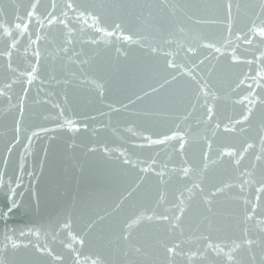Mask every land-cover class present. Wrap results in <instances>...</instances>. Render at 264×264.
<instances>
[{
	"label": "water",
	"instance_id": "95a60500",
	"mask_svg": "<svg viewBox=\"0 0 264 264\" xmlns=\"http://www.w3.org/2000/svg\"><path fill=\"white\" fill-rule=\"evenodd\" d=\"M64 2L56 0L58 13ZM78 2L90 7L80 20L69 12L68 27L73 29V43L69 46L66 43L69 37L63 25H47L50 0H40L37 9V15L45 21L44 27L37 23L35 17L29 20L26 16L33 0H0V8L3 9L0 24L12 28L13 36L19 40V51L14 50L12 57L13 67L18 72L35 63L32 51L37 45L30 44L29 33L39 32L45 37L40 41L42 56L38 78L27 85L22 77L20 83L13 85L10 102L0 97V177H3L0 182V214L8 212L13 200L17 203L7 216L0 215V258L7 260L8 264H22L25 260L31 264H226L223 253L217 255L207 245H219L224 251H229L233 241L240 242L244 231L250 237H259L261 233L256 221L264 219V193L255 192L257 185L241 192L230 164L210 163L216 155L217 146L231 144L239 148L245 139L255 141V151H259L260 122L264 119V109L259 105L255 107L251 124L245 126L244 132H239V125L236 126L237 133L223 132L224 124L240 118L247 104L236 101L248 94L247 85L253 83L248 79L236 88L237 77L241 72L255 76L264 69V63L255 59L259 55L258 47H264V38L252 36L249 32L253 45L236 41V35L247 32L253 21L259 25L264 19H257L258 7L255 10L249 7L258 5L259 0H233L234 4L240 5V9L237 11L233 7L232 10L231 39L234 44H239L235 48L237 56L241 60H253L252 64L241 63L231 70L233 46H229L223 56L205 48H199L195 56L189 54V62L195 61L196 64L208 57L197 71L222 97L216 101L221 130L218 144H214L213 152L209 153V179L204 187L207 191L212 184L225 182L233 186L216 199L211 213L207 212L201 195H195L188 201L191 206L183 218L182 234L166 230L157 221L142 220L133 226L128 240L121 238L129 231L128 223L142 211L151 215L158 195H164L165 201L161 208L156 209L157 212L162 211L164 204L171 207L177 203L180 191L187 199L188 193L183 185L187 183L191 187L189 178L174 174L171 169H179L185 159L189 164L199 163V152L206 151L201 137L207 133L199 120L203 109L197 105V111L187 120L183 119L191 101L190 90L183 87L185 78L181 77L180 84L175 87L165 85L150 97L136 99L137 95L143 96V89L151 91L148 85L159 88L167 75L163 70L165 58L152 53L150 46L175 51L174 43L169 45L163 41L182 39L184 34L179 33L181 27L189 39L198 34L208 38L228 37V21L223 9L218 12L211 7L223 0ZM93 16L99 19L101 27L109 31H115L113 22L120 23L124 34H133L140 44H129L119 32L105 37L102 32L90 27ZM201 17L220 22L197 24L196 19ZM16 23H28V33L19 35V30L14 29ZM0 36H3L2 31ZM105 39L110 43L105 44ZM3 47L4 40L0 39V49ZM61 47H68L69 51H61ZM25 48L28 49L27 54ZM117 49L121 51L117 52ZM124 52L127 56L123 55ZM6 59L0 57V87L14 78V74L6 68ZM177 61L186 62L183 51ZM93 81L104 85L103 96ZM260 82L264 84V80ZM25 90L27 96L21 117L19 110H9L8 104H15L17 97L24 96ZM253 91L261 94L262 90L254 86ZM110 104L120 111H113L109 108ZM65 120L75 121L79 131H70L64 126ZM17 122L21 128L19 133L15 131ZM177 125L181 133L187 134L185 139L188 143L183 156L178 151V140L166 145H148L143 138H162L164 134H171ZM33 132L37 135L32 136ZM11 144L15 147L9 155L7 148ZM26 148L28 151H25ZM105 148L119 151H112L109 156ZM251 151L241 168L247 165ZM120 152L138 161V164H123ZM224 160L227 162L229 158ZM148 165H152L154 171L142 173L140 168ZM160 170L165 173L162 178L156 176V171ZM259 175L260 169L257 168V177ZM141 177L144 178L142 183ZM137 184L139 188H136ZM257 195L261 197V207L257 208L254 220L244 221L243 199L256 203ZM117 204L119 208L114 211ZM101 216L103 220L99 219ZM65 222L70 224V228L63 227ZM93 223L94 226L89 228ZM209 224L211 229L207 227ZM69 233L76 235L77 240L72 241ZM6 234L19 245L16 250L11 249V240H5ZM80 238L85 240L83 245L79 243ZM164 244H179L183 254L173 256L166 253ZM37 245L40 249L51 250V254L41 252ZM259 251V248L255 249L257 259L253 261V253L247 248L238 249L233 253L234 260L236 264H259Z\"/></svg>",
	"mask_w": 264,
	"mask_h": 264
},
{
	"label": "snow or ice",
	"instance_id": "6c2138e0",
	"mask_svg": "<svg viewBox=\"0 0 264 264\" xmlns=\"http://www.w3.org/2000/svg\"><path fill=\"white\" fill-rule=\"evenodd\" d=\"M40 6V0H33V3L30 4L29 10L26 13V16L29 20L33 17L36 18L37 23L41 26H45V21L40 19L39 15H37V9ZM90 6L78 2V0H65L63 8L59 9V13L57 9L59 5L56 3V0H50V11L46 13L47 16V25H63L66 29V34L69 37L66 40L67 45L71 46L73 43L72 33L73 29L68 27L70 23L69 12L75 14V18L77 20L83 19L84 14L87 12ZM218 12L219 10L223 9L226 14V19L228 21L227 29H228V37L217 36L215 38H208L204 35H195L192 36L190 39L188 38L187 34H185L184 28H179V33L184 34L182 39H165L163 41L164 44H175L176 50L175 51H167L161 48L160 46H150V51L155 53L156 55H162L164 59V67L163 70L167 73L163 77V82L160 83L159 88L153 85H148L151 91L147 89H143V96L137 95L136 99L141 100L143 97H150L153 93H158L160 88H164L165 85L170 86H177L180 84V78L183 77L184 83L183 87L190 90L191 93V101L189 104V110L186 111L183 119L187 120L193 112L197 111V105L203 109V112L199 116L200 122L204 125L206 135L201 137L204 147L206 151L201 150L199 152V163L197 164H189L187 159L182 161V166L177 169H171V172L174 174H182L183 177L189 178L191 182V187L187 186V183L183 185L184 190L187 191L188 197L187 199L184 197V192L180 191L177 203H174L171 207L167 206V204L163 205V209L160 212H157V208H161L162 202L165 201L164 195H158V198L155 202V207L151 209L152 214L147 215L145 212H141L136 218L132 219L130 223H128L127 228L128 232L126 234H122L121 238L124 240H128L131 235V229L134 225H138L142 220L146 221H157L159 222L160 226L164 227L168 231H179L181 234L184 231V217L187 209L191 206L188 201H191L195 195L202 196V203L206 206L207 212L211 213L214 203L216 199L221 196L227 188H231L233 185L230 182L225 183H214L212 184V188L205 189L204 185L208 178V172L210 171V163L211 165H223L224 163H228L231 165L233 172L236 174L235 179L239 182L238 187L240 188L241 192L247 190V188L252 187L253 185H257L255 188L256 193H264V119L260 122V135H259V151H255L256 149V142L250 141L245 139L243 143L236 148L234 145L225 144L224 146H217L215 151L216 155L214 158L211 159L209 163V153L213 152L214 144H218V134L221 130V122L218 119V113L216 111V101L222 99V97L217 95V92L212 89V85L209 83L208 80L204 78L200 74L197 69L200 65L205 63V60L208 59L206 56L204 59L199 61V64H196L195 61L189 62V54L195 56L197 54V50L199 48L205 49H213L215 53H219L221 56L225 54V50L232 47L231 52V70H235L237 66L241 63L243 64H252L253 60L244 59L241 60L239 56H237L235 48L239 47V44H234V41L231 39V29H232V10L233 7L239 11L240 5L238 3L234 4L233 0H223L222 3H216L212 5ZM250 8L255 10L257 7L259 9V14L257 15V19H261L264 17V0H259L258 5H249ZM3 12V9L0 8V13ZM254 14L255 11H254ZM19 19V17H17ZM93 23L90 25L93 29L97 32H102L105 37H112L119 32L120 37L128 42L129 44H140V41L134 38L133 34L125 35L122 30V25L120 23L113 22L112 27L115 31H109L99 25V19L95 16L92 17ZM87 23V20L84 21ZM197 24H211V23H219L218 19L212 18H197L195 21ZM15 30H19V35H23L24 33H28L29 25L28 23H16L14 25ZM0 31H2L3 36H0V39L4 40V47L0 49V57H6V68L9 72L14 74V78H10V82H6L0 87V97L6 98L9 102L12 100V96L10 92L13 88V85L16 83L21 82V78L24 79V83L27 85H31L35 79H37V72L40 66V59L42 56V50L40 47V41L45 39V37L41 36L39 32L32 34L29 33L28 40L30 41L31 45H37L35 49L32 51V55L35 57V63L29 64L28 68L24 71H19L18 69L13 67V51H19L17 45L19 40L16 36H13V29L5 26L4 24H0ZM251 33L252 36H259L260 38H264V19H261V23L257 25L254 21L248 28L247 32H244L242 35H236V41H243L244 44L253 45V39L249 36L248 33ZM33 35H35V39H33ZM8 38V39H4ZM96 43V41H92ZM105 44H109L110 41L107 39L104 40ZM143 47V45H141ZM61 51L67 53L69 51L68 47H61ZM28 49L25 48L24 52L27 54ZM120 49H117V52H120ZM181 51L184 52V59L185 63H180L177 61V57L180 55ZM259 55L255 57L256 60L264 63V47H258ZM124 56H127V52L123 53ZM219 59V57H216ZM87 63V61H84ZM175 69L177 71L168 70ZM18 73V74H17ZM178 73V74H177ZM211 75V73H209ZM171 77L170 79L168 77ZM248 79L253 81L252 84H248V94L244 95L241 99L237 100L236 103L239 104H247L246 108L240 114V118L230 120L228 123L223 125V132L224 133H237V125L240 126L239 132H244L246 130V125L251 124V119L254 115V109L257 105L260 106L261 109H264V84L260 81L264 80V69L259 71L255 76H249L247 73L241 72L240 75L237 77L235 81V87L239 88L243 85ZM96 86V89L99 91V94L103 96L104 94V85L102 83H97L93 81ZM260 88L261 94H257L253 91V87ZM235 90V89H233ZM27 96V92L25 90L24 96L17 97V102L15 104L9 103L8 109L17 108L21 117L23 116L24 112V100ZM59 107V105H56ZM127 108V105L123 106ZM113 111H120V109L115 108L113 105H109ZM61 115H63V110H61ZM64 126H66L70 131H79V126L75 124V121L72 120H65ZM85 128L87 125L84 126ZM15 131L19 133L21 128L19 126V122H17V126ZM43 131H48V129H43ZM128 131H132V129H128ZM37 133L33 132L32 136H36ZM142 135V134H141ZM186 133H181L179 130V125L176 126L174 130L171 131V134H164L162 138H153L152 136H145L143 137L148 145H166L168 142L173 140H178V151L181 156L185 153V144L188 143V140L185 139ZM18 142V137H17ZM29 144H31V138H29ZM15 147L14 144L9 145L7 148V152L10 155L13 148ZM95 149H93L94 151ZM251 151V156L248 157L247 165L244 168H241V164L245 161L246 156L248 155L249 151ZM25 151H28L26 148ZM105 153L109 156L111 155L112 151H119L118 149L110 150L108 148L104 149ZM120 156L123 157L122 163L125 165H132L136 166L138 161L130 159L124 152H120ZM225 157H228L229 160L226 162L224 160ZM193 159H196V155L194 154ZM7 164V161H5ZM188 165V166H183ZM166 167V165L164 166ZM257 168L260 169V175L257 177ZM142 173H149L150 171H154L152 165H148L147 167L140 168ZM165 175L163 170L156 171L157 177H163ZM143 177L140 178L141 183L143 182ZM3 177H0V182H2ZM139 184L136 185V188H139ZM214 189V190H213ZM14 192V190H13ZM132 193L130 192L129 195ZM261 197L259 195L256 196V203L244 198L243 199V220L244 221H252L255 219L256 211L258 207H261L260 204ZM120 203H123L121 201ZM17 203L15 200L12 201V204L8 208V212H11ZM119 208V204L116 205L114 211ZM8 212L2 213L0 215L7 216ZM100 220H103L104 217H99ZM207 219V217H206ZM257 227L261 235L259 237H250L247 231H244L243 238L240 240L239 243L233 241L232 244L229 246V251H224L219 245H213L209 243L207 246L208 248H212L217 255L223 253L224 257L226 258V264H236L234 260L233 253H236L238 249L247 248L251 255V259L256 261L257 256L254 254L256 248H259V264H264V219H260L256 221ZM93 224L89 225V228L93 227ZM64 228H70V224L65 222L63 224ZM209 229L212 228V225L209 224L207 226ZM23 235V233H21ZM37 236L40 234L37 232ZM71 235L72 241L77 240L76 235ZM204 239H208V237H203ZM5 240H11V237L7 234L5 235ZM79 243L83 245L85 240L83 238L79 239ZM19 247L15 240H11V249L16 250ZM41 252H47L51 254V250L49 249H40V246H36ZM69 248L72 247L71 244L68 245ZM7 244L4 245L5 251H7ZM164 249L166 253L172 254L173 256L182 255L183 252L180 249L179 244H172L171 246L164 244ZM137 252L140 251L139 248L136 249ZM56 259H60V257H56ZM0 264H8V261L0 258ZM22 264H31L30 261H23ZM94 264H99V262H94Z\"/></svg>",
	"mask_w": 264,
	"mask_h": 264
}]
</instances>
